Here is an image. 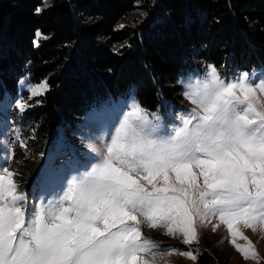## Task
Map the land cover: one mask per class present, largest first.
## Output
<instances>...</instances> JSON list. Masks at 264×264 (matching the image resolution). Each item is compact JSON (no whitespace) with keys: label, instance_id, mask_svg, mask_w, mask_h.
<instances>
[{"label":"snow or ice","instance_id":"snow-or-ice-1","mask_svg":"<svg viewBox=\"0 0 264 264\" xmlns=\"http://www.w3.org/2000/svg\"><path fill=\"white\" fill-rule=\"evenodd\" d=\"M36 37L38 47L46 37L39 31ZM49 87L45 80L31 96ZM258 92L264 93V81L253 84L247 73L229 81L209 65L184 92L194 107L175 127L162 133L137 104L95 162L38 210L19 191L17 173L0 168V264H150L146 255L164 254L144 236L145 223L191 245L199 239L198 222L216 218L246 260L258 259L238 227L264 232V100ZM31 106L23 99L16 105L21 112ZM180 254L198 259L192 251Z\"/></svg>","mask_w":264,"mask_h":264},{"label":"trees","instance_id":"trees-1","mask_svg":"<svg viewBox=\"0 0 264 264\" xmlns=\"http://www.w3.org/2000/svg\"><path fill=\"white\" fill-rule=\"evenodd\" d=\"M44 3L0 0V101L17 95L26 74L47 79L29 112L41 142L124 94L154 111L162 98H179L176 80L201 62L239 71L264 65V0ZM134 11L144 18L118 29ZM37 31L46 37L38 47Z\"/></svg>","mask_w":264,"mask_h":264},{"label":"rangeland","instance_id":"rangeland-1","mask_svg":"<svg viewBox=\"0 0 264 264\" xmlns=\"http://www.w3.org/2000/svg\"><path fill=\"white\" fill-rule=\"evenodd\" d=\"M50 1L44 0L43 8ZM143 18L139 11H134L121 21L118 29L123 28L121 25H133L135 20ZM209 65L213 64L201 62L178 77L175 84L178 87V99L162 98L156 110L145 109L149 119L158 124L162 133L175 127L181 115L194 107L184 92L205 77ZM216 68L229 81L240 78L244 73L249 75L253 84L264 81V65L249 71H239L228 63ZM43 81L36 83L31 74H26L20 78L17 95H6L0 101V168L7 166L17 173L19 191L26 194L29 208L37 210L41 204L47 205L57 199L67 189L73 176L81 174L95 162L98 154L104 152L105 145L110 142L124 116L134 106L140 105L134 93L110 99L91 107L74 125H59L58 133L41 142L38 125L33 122L29 112L40 104L39 98L47 92L31 96V89ZM257 95L259 100H264V93L258 92ZM21 99L32 105L24 112L16 107ZM21 141L26 147L21 146ZM213 224H219V227L213 230ZM197 226L198 242L188 245L179 237L166 235L165 229H152L145 223L142 226L144 236L157 242L159 247L155 251L164 254L157 255L154 260L150 254L145 258L150 264H264V232H253L242 225L238 226L252 240L259 256L258 259L246 260L231 243L227 226L220 223L218 218L212 223L198 222ZM237 243L246 245L247 241L237 238ZM184 251H192L198 259L193 261L181 255Z\"/></svg>","mask_w":264,"mask_h":264}]
</instances>
